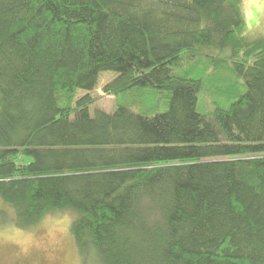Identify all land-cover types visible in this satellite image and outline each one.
I'll return each instance as SVG.
<instances>
[{
	"label": "trees",
	"instance_id": "trees-1",
	"mask_svg": "<svg viewBox=\"0 0 264 264\" xmlns=\"http://www.w3.org/2000/svg\"><path fill=\"white\" fill-rule=\"evenodd\" d=\"M241 2L0 0V195L18 222L72 204L103 264H264V39L242 35ZM104 72L113 112L78 98Z\"/></svg>",
	"mask_w": 264,
	"mask_h": 264
},
{
	"label": "clouds",
	"instance_id": "clouds-1",
	"mask_svg": "<svg viewBox=\"0 0 264 264\" xmlns=\"http://www.w3.org/2000/svg\"><path fill=\"white\" fill-rule=\"evenodd\" d=\"M241 10L242 35L264 38V0H242ZM80 219L74 205L53 204L34 222L21 225L17 206L0 195V249L13 251L12 259L0 257V264H103L92 239L82 247L73 231Z\"/></svg>",
	"mask_w": 264,
	"mask_h": 264
},
{
	"label": "rangeland",
	"instance_id": "rangeland-1",
	"mask_svg": "<svg viewBox=\"0 0 264 264\" xmlns=\"http://www.w3.org/2000/svg\"><path fill=\"white\" fill-rule=\"evenodd\" d=\"M264 38L259 39H249L251 41H256ZM230 50H224V52H229ZM116 77V74L113 72H104L101 74L100 77V83L98 87L91 91V92H85V91H79L78 92V98L83 97L84 95L88 94L91 95L95 99V103L92 105V109L100 108L106 112H113L116 108V97L107 95L103 88L106 84L111 82ZM214 108L213 98L210 95V92L208 90H203L200 93L199 97V104H198V111L201 113L209 114ZM13 251L11 248L8 249H0V257H3L5 259H12Z\"/></svg>",
	"mask_w": 264,
	"mask_h": 264
}]
</instances>
